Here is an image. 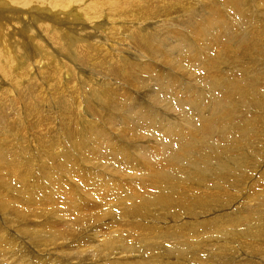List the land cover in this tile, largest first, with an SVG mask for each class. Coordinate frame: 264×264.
<instances>
[{
	"label": "bare ground",
	"instance_id": "6f19581e",
	"mask_svg": "<svg viewBox=\"0 0 264 264\" xmlns=\"http://www.w3.org/2000/svg\"><path fill=\"white\" fill-rule=\"evenodd\" d=\"M0 32L1 220L13 231L0 229V250L12 248L0 256L39 264L15 240L42 251L51 238L67 243L58 264H148L135 226L151 233L141 249L178 250L176 264L262 256L264 198L256 219L221 214L219 231L183 216L234 205L233 186L253 201L249 183H264V0H0ZM51 202L67 203L65 230ZM154 207L181 223L152 230ZM110 213L123 221L105 223Z\"/></svg>",
	"mask_w": 264,
	"mask_h": 264
},
{
	"label": "rangeland",
	"instance_id": "374dc122",
	"mask_svg": "<svg viewBox=\"0 0 264 264\" xmlns=\"http://www.w3.org/2000/svg\"><path fill=\"white\" fill-rule=\"evenodd\" d=\"M238 11V10H237ZM236 11V12H237ZM60 23V22H59ZM0 34H1V32H0ZM3 36V35H2ZM4 37V36H3ZM5 38V37H4ZM184 50V49H183ZM70 51V50H69ZM185 51V50H184ZM188 52H190L189 50H187ZM235 54H237V53H235ZM185 55H186V52H185V54L182 56L183 57V61H182V64L185 66V65H188V61L189 60H191V62H192V60L194 59L193 57H192V54H190V56H188V57H186L185 58ZM15 57V56H14ZM22 59L19 57H15V60H13V62H14V64L16 65V66H18V65H21L22 64ZM195 63V62H194ZM24 67H28V63L26 62V64H25V66ZM152 67H154V66H152ZM29 68H30V66H29ZM160 69H162V67H159V70ZM260 76H261V78L259 79V82H258V85H257V89L259 90V95H255V96H257V97H261V94H264V71H263V73L262 74H260ZM168 77V76H167ZM167 77H165V79L167 78ZM172 77H174L173 75L171 76V78ZM170 78V79H171ZM156 81H159L158 79H156L155 81H154V83H151V85H155L156 84ZM101 86V85H100ZM121 93L122 94H124L125 96H127L128 95V93H125L124 91H121ZM258 99V98H257ZM257 99L254 101V102H256L257 101ZM20 103V102H19ZM20 105H21V103H20ZM232 106H234L233 105V103H232ZM248 108H249V113L250 114H254V112H253V110L251 109L252 108V104L251 103H248ZM92 109H94V106L92 105ZM240 109V108H239ZM240 111V110H239ZM104 115H106V114H104ZM103 115V116H104ZM188 115H192V114H188ZM37 118V116H36V114L35 113H33L32 115H31V119H33V120H35ZM194 135H196V134H194ZM195 137H197V135L195 136ZM200 139V137L198 138V139H195V143H197L198 142V140ZM215 141H217V139L215 140ZM96 150V149H95ZM256 151V150H255ZM263 153H264V151H262ZM263 153H261V155L263 154ZM152 159L154 160L155 159V157H154V155L152 154ZM157 161V160H156ZM155 161V163L157 164V162ZM262 163H260V164H262V166H263V168L261 167V169H259V171L261 172V176L264 174V157L262 158V161H261ZM260 164H259V166H260ZM170 167V166H169ZM169 167H168V169H169ZM57 169L58 170H60L58 167H57ZM63 171V170H62ZM63 172H65V171H63ZM260 172H259V174H260ZM263 172V173H262ZM255 177H256V175H255ZM257 178H258V176L256 177V178H254V179H256V181L253 179V181L252 182H250L249 183V185H253L254 186V183H255V185H257L255 188L257 189V191L260 193H255V196H253L254 197V200L252 201L250 198H248V189H249V186H241V188H240V190H244L243 192H242V194H241V196L239 195L240 194V192L238 193L237 191H235L234 189H237L238 187H236L235 188V186H233V187H231L232 189H233V192H235L237 195L233 198V203H235L234 205L233 204H231L229 207H227L226 205H222V204H217V203H212L209 207H206V208H204L203 209V211H204V213H203V211H199L198 209H193L192 207H190L189 209H191L190 211H185V210H183L182 209V212H184V219L183 220H187V221H194V220H196L194 217H192L193 216V214H196V213H198V214H196L197 215V220H199L200 222V224L201 223H204V222H202L203 220H207V221H209V222H213V224H215L217 221H219V223L218 224H216V227H215V225H213V228L214 229H217L218 231H219V228H217V227H219V225L224 221L223 219V215H225V214H223L224 212H226V211H228V213H231V216L230 217H233L234 216V212L235 211H240V212H242V211H244V217H246L247 215H249L250 216V218H251V220L255 217V219L258 217V215H259V211L258 210H260L262 207H261V203H260V199L261 198H264V183H261L260 184V182L261 181H258L257 180ZM257 183V184H256ZM243 184H245L244 182H243ZM259 184V185H258ZM260 185H262V186H260ZM243 187V188H242ZM151 188V186H148L147 187V189H150ZM258 188H262V190L261 189H258ZM150 190H152V189H150ZM1 191H2V189H1V187H0V193H1ZM246 192V193H245ZM258 194V195H257ZM257 195V196H256ZM52 196H54V195H52ZM2 197V195L0 194V229L1 230H4L5 232V236H4V239H7L8 237L7 236H10L12 233H13V231L12 230H10V229H8V228H5V224H6V222L4 221V220H1V219H3V215H6V213L7 214H9V210H7L8 212H6L5 210L6 209H4L3 207L4 206H7V203L6 202H1L2 201V199L4 200V198H1ZM8 201H9V199L8 198H6ZM142 199H139V201H140V203L142 202L141 201ZM258 200V201H257ZM118 202H120L119 201V199L117 200ZM9 203V202H8ZM57 202H54L53 203V205H52V202L50 203V205H46V208L47 209H49V207H50V209H56V212L58 213V214H56L55 213V216L56 215H58L59 216V218H57L58 216H56V218L53 220L54 222H57V223H61V225L63 226V227H61L60 229H63L64 228V226H65V223H67L66 222V219L68 220V215H67V211H66V208H67V203L66 202H60L61 203V207H60V204L59 203H57ZM65 203H66V205H65ZM144 203V202H143ZM189 204H187V205H190L191 204V202H188ZM260 203V204H259ZM6 204V205H5ZM57 205L58 206V208H57V206H55V205ZM63 204V205H62ZM65 205V206H64ZM123 205V207H126V206H124V203L122 204ZM132 204H128V206H131ZM186 205V206H187ZM3 206V207H2ZM127 206V207H128ZM8 207V206H7ZM222 207V208H221ZM240 207V208H239ZM154 209L155 210H157V208H155L154 207ZM215 209V210H214ZM243 209H245V210H243ZM249 209H255V210H253V211H251V210H249ZM91 210H94L95 211V209H91ZM127 210H130L129 208H127ZM61 211V212H60ZM62 211H63V213H62ZM100 211H102V208L100 209ZM158 211V210H157ZM169 211V212H168ZM162 210V209H159V211H158V214L157 215H155L153 218H148V221H152V224H148L147 223V227H153L152 228V230H156L159 226H161V227H164V226H167L168 224H170V226L171 227H173V226H175V225H177L178 223L180 224L181 223V221L179 220V218H175V217H173V218H171L172 217V215H173V213H174V209H170V210ZM196 211V212H195ZM205 211H207V212H205ZM3 212H6V213H3ZM61 213V215H60V213ZM64 212H65V214H64ZM96 212V211H95ZM188 212V213H187ZM194 212V213H193ZM1 213H3V214H1ZM130 213V212H129ZM191 213H193V214H191ZM227 213V212H226ZM221 214H223V215H221ZM66 215V216H65ZM97 215H98V213H97ZM110 216H107L108 218H106V222L105 223H110L111 222V224H113V223H116V222H114L113 220H114V218L115 219H118V217L119 216H117V217H112V214L110 213L109 214ZM196 215H194V216H196ZM64 216V217H63ZM121 216V215H120ZM164 216V217H163ZM201 216V217H200ZM7 217V216H6ZM61 217H63V218H61ZM134 217V216H133ZM166 217H167V222H166ZM51 218H54V217H51ZM66 218V219H65ZM158 218V219H157ZM199 218V219H198ZM203 218V219H202ZM65 219V220H64ZM112 219V220H111ZM152 219H154V220H152ZM164 219V220H163ZM173 219H177V221H178V223H176V222H174L173 221ZM194 219V220H193ZM202 220V221H201ZM212 220H214V221H212ZM217 220V221H216ZM52 221V222H53ZM69 221V220H68ZM118 221H120V222H122L123 221V219L122 218H119L118 219ZM222 221V222H221ZM91 223V222H90ZM90 223H89V225H90ZM107 223V224H108ZM124 223V222H123ZM120 224V225H118V226H121V225H123L124 226V224L126 223H124V224ZM9 224V223H8ZM150 225V226H149ZM154 225V226H153ZM164 225V226H163ZM8 226H11V225H8ZM92 226V225H91ZM108 226V225H107ZM106 227V226H105ZM123 228V227H122ZM156 228V229H155ZM198 229H199V231H201L202 233L203 232H205V230H207V228L204 226V225H202L201 224V226H198L197 227ZM17 229V228H16ZM138 229V230H137ZM202 229H204V231H202ZM18 231H19V229H17ZM63 230H65V228L63 229ZM133 230H135L136 231V233H134L135 234V237L136 238H138V237H142V240H144L143 242H140L138 239H136V240H138L139 242V245H138V243L136 244L137 245V247H134V250H139L140 251V254L141 255H144L145 257H146V259L148 260V264H176L177 262V258H176V256L178 255V250H176V251H172L171 252V255L169 254V256H167L168 255V253L169 252H167V249L165 248V249H163V248H161V250L160 249H158L157 251H156V253L157 252H161V254H156L155 252H154V248L153 249H148V251H146V250H143V249H141L140 247L142 246V245H144L145 243H147V241H149V238L147 237L148 236V234L149 235H151V233H147V234H144V231L142 230V229H140V227H134V229ZM215 231V230H213L212 231V233L215 231V232H217V233H215L214 232V235H217V234H219L218 233V231ZM8 231H10V232H8ZM83 231H85V229H83ZM108 231V230H107ZM128 231H130V230H128ZM128 231H124V232H126L127 234H129V232ZM20 232V231H19ZM140 232V233H139ZM146 232V231H145ZM85 233V232H84ZM87 233V232H86ZM85 233V234H86ZM211 233V234H212ZM131 234V233H130ZM143 235V236H142ZM213 235V234H212ZM55 236H56V234H55ZM58 236V237H57ZM56 236V240L58 239V238H60V237H62V234L61 235H57ZM92 236V235H91ZM95 236V235H94ZM211 236V235H210ZM18 237V236H17ZM26 237H29V236H25V238ZM97 237H101V236H97ZM211 237H213V236H211ZM226 237V236H225ZM224 237V238H225ZM209 238V236L208 235H206V237L204 238L205 240H207ZM227 238V237H226ZM88 240H89V242H92V243H97V240L96 241H94V240H92L91 238H87ZM30 239H27V241H29ZM47 240H48V242H46V245H45V247H44V250H42V251H39V249L37 248V250L38 251H36L32 246H30V245H28V243H26L25 241H23L22 239H19V238H16V240L15 241H18L17 242V244H18V246L20 247V249H21V247H24V246H27V249L29 250V257L31 258H37V257H39V255H41L40 256V258H41V260H44V261H42V262H40L39 264H58V262H59V259H62V258H64V257H62L61 256V252H64L63 254H65V255H68V252H66V251H64V249H65V247L67 246V243H64V244H60V246L57 244V243H54V241H52L53 243L52 244H50L51 242V238H47ZM54 240V239H53ZM224 240V239H223ZM264 240V239H263ZM25 242V243H24ZM165 244H169L168 246H170V244H174L173 242L171 243L170 241H166L165 242ZM223 243H220V245H222ZM52 245V246H51ZM55 245V246H54ZM65 246V247H64ZM180 246V245H179ZM211 246L213 247V246H216V244L215 243H213L212 241H210V242H208V243H206V241H203V244H202V247H205V248H203L202 250H204V249H209V248H211ZM64 247V249L62 250L61 248H63ZM1 248H2V246H1ZM5 248V247H4ZM257 246H255L254 247V249L252 250L253 251V253L252 254H250V255H248L247 254V252L246 251H241V252H239V253H236V255L234 254V258H236L235 259V261L238 263V262H240L239 260H243V259H245L246 257H247V259L246 260H243L240 264H246V263H249V264H264V253H262V256H260V253H259V251H260V248H258ZM10 249H12L11 247H6L5 249H3L2 248V251L3 252H7V251H9ZM263 249V250H262ZM88 252L87 253H90V251L92 250V248H90L89 246H87V249H86ZM256 250H257V253H256ZM1 250H0V253L2 254L3 252H2ZM138 251V252H139ZM163 251V252H162ZM261 251H264V247L263 248H261ZM138 252H136L135 251V256H137L138 254ZM243 252V253H242ZM244 252L246 253L245 255H244ZM13 254V255H12ZM167 254V255H166ZM254 254V255H253ZM156 255V256H155ZM251 255H253V257L251 256ZM257 255V256H256ZM10 256H13L14 257V253H9V254H3V255H1L0 256V264H17L14 260H12L11 258H10ZM162 256V257H161ZM249 256H251V257H249ZM259 256V257H258ZM111 257H117V258H122V259H130L131 260V256L130 255H128L127 254V256H124L123 254H114L113 256H111ZM126 257V258H125ZM169 257H171V258H169ZM173 257H175V258H173ZM182 257V258H181ZM239 257V258H238ZM242 257V258H241ZM257 257V258H256ZM154 258H157V259H159V260H157V261H154ZM259 258V259H258ZM66 259V258H65ZM161 259V260H160ZM181 259V260H180ZM133 260V259H132ZM131 260V263L133 262V264L135 263V264H139V259H137V260H133L132 261ZM179 260L181 261V263L182 264H200V263H194L193 261H192V259H191V262L189 263L187 260H186V257H183V256H180V258H179ZM205 262H207V263H203V264H216V263H219V264H227V262H225L224 260H215V261H210L209 259H206L205 260ZM231 263V262H230ZM237 263H233V264H237ZM110 264H112V263H110Z\"/></svg>",
	"mask_w": 264,
	"mask_h": 264
}]
</instances>
